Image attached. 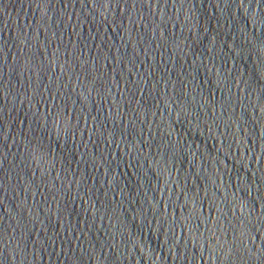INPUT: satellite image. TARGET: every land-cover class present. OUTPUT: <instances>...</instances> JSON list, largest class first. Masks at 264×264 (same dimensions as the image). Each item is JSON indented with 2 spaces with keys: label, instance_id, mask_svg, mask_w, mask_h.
Returning <instances> with one entry per match:
<instances>
[{
  "label": "water",
  "instance_id": "95a60500",
  "mask_svg": "<svg viewBox=\"0 0 264 264\" xmlns=\"http://www.w3.org/2000/svg\"><path fill=\"white\" fill-rule=\"evenodd\" d=\"M0 264H264V0H0Z\"/></svg>",
  "mask_w": 264,
  "mask_h": 264
}]
</instances>
